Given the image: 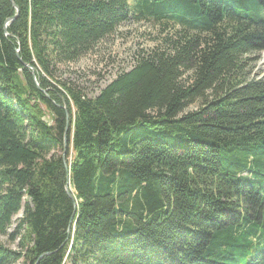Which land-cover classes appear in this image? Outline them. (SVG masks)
I'll list each match as a JSON object with an SVG mask.
<instances>
[{
    "label": "trees",
    "instance_id": "obj_1",
    "mask_svg": "<svg viewBox=\"0 0 264 264\" xmlns=\"http://www.w3.org/2000/svg\"><path fill=\"white\" fill-rule=\"evenodd\" d=\"M126 23L94 98L57 77ZM261 52L264 0H0V264H264Z\"/></svg>",
    "mask_w": 264,
    "mask_h": 264
},
{
    "label": "rangeland",
    "instance_id": "obj_2",
    "mask_svg": "<svg viewBox=\"0 0 264 264\" xmlns=\"http://www.w3.org/2000/svg\"><path fill=\"white\" fill-rule=\"evenodd\" d=\"M158 36L156 29L148 23H126L120 26L115 34L96 52L88 54L76 64L70 65L67 70H60L57 77L61 80L70 81L83 92L85 97L92 99L105 83L113 78L115 71L130 68L138 51L154 47L158 42ZM251 58L256 59L252 63L251 76H264V52L257 56L253 55ZM40 108L45 114L43 119L49 122L50 116L46 113L47 110L41 105ZM20 216L21 214L14 220ZM10 231L12 232L13 228ZM17 243L18 241L11 243L8 236L0 235V245L4 247L16 251L18 250Z\"/></svg>",
    "mask_w": 264,
    "mask_h": 264
},
{
    "label": "water",
    "instance_id": "obj_3",
    "mask_svg": "<svg viewBox=\"0 0 264 264\" xmlns=\"http://www.w3.org/2000/svg\"><path fill=\"white\" fill-rule=\"evenodd\" d=\"M13 7L16 9V12H17V11H18V10H17V7H16L15 5H13ZM67 126H68V115H67V112H66V128H65V134H64V146H65V144H66V142H65V136H66V133H67ZM64 154H65V151L63 152L62 158L64 157ZM65 190H66L67 195H68L70 198H72V197H71V194H70V191H69V182H67L66 187H65ZM70 223H71V222H70Z\"/></svg>",
    "mask_w": 264,
    "mask_h": 264
},
{
    "label": "bare ground",
    "instance_id": "obj_4",
    "mask_svg": "<svg viewBox=\"0 0 264 264\" xmlns=\"http://www.w3.org/2000/svg\"><path fill=\"white\" fill-rule=\"evenodd\" d=\"M263 60H264V58H263ZM72 192V191H71Z\"/></svg>",
    "mask_w": 264,
    "mask_h": 264
}]
</instances>
